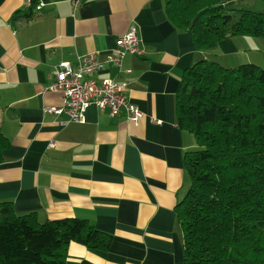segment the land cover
Here are the masks:
<instances>
[{
	"label": "crops",
	"instance_id": "obj_1",
	"mask_svg": "<svg viewBox=\"0 0 264 264\" xmlns=\"http://www.w3.org/2000/svg\"><path fill=\"white\" fill-rule=\"evenodd\" d=\"M37 2L0 0V131L10 142L0 163L1 201L40 223L82 219L113 237L108 251L72 242L66 264H184L175 208L189 190L185 157L196 144L176 119L183 73L204 59L260 66L264 57L251 51L264 49V40L231 37L198 52L169 22L164 0ZM131 28L142 54L127 56L121 70L107 63L94 78L127 84L143 113L137 125L94 105L85 124L46 112L63 105L50 90L62 63L76 66L90 53L105 62Z\"/></svg>",
	"mask_w": 264,
	"mask_h": 264
},
{
	"label": "trees",
	"instance_id": "obj_2",
	"mask_svg": "<svg viewBox=\"0 0 264 264\" xmlns=\"http://www.w3.org/2000/svg\"><path fill=\"white\" fill-rule=\"evenodd\" d=\"M235 1L164 0V5L173 27L202 52L231 37L264 39V13L229 8ZM230 12L239 16L237 22ZM176 119L196 144L185 157L189 190L175 208L183 263L264 264L263 68L197 62L183 73ZM9 147L0 131V163ZM72 242L108 251L113 237L82 219L40 223L35 213L18 215L12 203L0 199V264H66Z\"/></svg>",
	"mask_w": 264,
	"mask_h": 264
},
{
	"label": "built area",
	"instance_id": "obj_3",
	"mask_svg": "<svg viewBox=\"0 0 264 264\" xmlns=\"http://www.w3.org/2000/svg\"><path fill=\"white\" fill-rule=\"evenodd\" d=\"M141 51L138 32L136 28H131L116 39L113 51L107 54L105 62L98 60V53H90L80 57L76 66L62 63L54 72L55 80L50 90L63 95V105L60 108H48L46 112L66 115L68 120L65 124H85L86 112L94 105L102 111H108L112 117L124 113L129 122L137 125L143 113L127 97V84L113 79L99 81L94 75L104 70L107 63L121 70L127 56L140 55Z\"/></svg>",
	"mask_w": 264,
	"mask_h": 264
},
{
	"label": "rangeland",
	"instance_id": "obj_4",
	"mask_svg": "<svg viewBox=\"0 0 264 264\" xmlns=\"http://www.w3.org/2000/svg\"><path fill=\"white\" fill-rule=\"evenodd\" d=\"M231 9H245L251 10L254 12L264 13V0H236L232 5H230ZM233 15V23L239 20V16L230 12ZM252 38V37H251ZM261 39V38H259ZM264 40V39H263ZM210 52L209 54H211ZM251 53L260 58L264 57V49H253ZM260 67L264 70V63L261 61ZM259 66V65H258Z\"/></svg>",
	"mask_w": 264,
	"mask_h": 264
},
{
	"label": "bare ground",
	"instance_id": "obj_5",
	"mask_svg": "<svg viewBox=\"0 0 264 264\" xmlns=\"http://www.w3.org/2000/svg\"><path fill=\"white\" fill-rule=\"evenodd\" d=\"M88 55V54H87ZM126 95H127V97H128V91L126 92ZM129 98V97H128ZM57 108H60V107H57ZM55 115V114H54ZM56 116H58V115H56ZM61 116V115H60Z\"/></svg>",
	"mask_w": 264,
	"mask_h": 264
}]
</instances>
